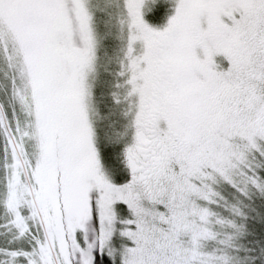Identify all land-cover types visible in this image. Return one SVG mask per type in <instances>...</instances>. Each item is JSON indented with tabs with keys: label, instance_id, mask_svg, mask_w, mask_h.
Returning a JSON list of instances; mask_svg holds the SVG:
<instances>
[{
	"label": "snow or ice",
	"instance_id": "snow-or-ice-1",
	"mask_svg": "<svg viewBox=\"0 0 264 264\" xmlns=\"http://www.w3.org/2000/svg\"><path fill=\"white\" fill-rule=\"evenodd\" d=\"M0 264H264V0H0Z\"/></svg>",
	"mask_w": 264,
	"mask_h": 264
},
{
	"label": "rangeland",
	"instance_id": "rangeland-1",
	"mask_svg": "<svg viewBox=\"0 0 264 264\" xmlns=\"http://www.w3.org/2000/svg\"><path fill=\"white\" fill-rule=\"evenodd\" d=\"M216 59H217L218 62H222L226 66L227 62L223 60V57L218 56V57H216Z\"/></svg>",
	"mask_w": 264,
	"mask_h": 264
}]
</instances>
